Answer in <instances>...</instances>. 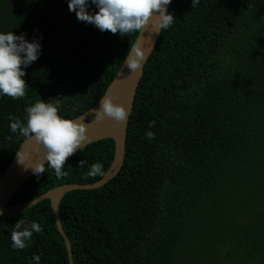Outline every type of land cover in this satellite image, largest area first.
<instances>
[{
	"label": "trees",
	"instance_id": "16d2710c",
	"mask_svg": "<svg viewBox=\"0 0 264 264\" xmlns=\"http://www.w3.org/2000/svg\"><path fill=\"white\" fill-rule=\"evenodd\" d=\"M130 115L119 174L99 188L65 194L59 215L73 264H264V0H171ZM0 31L40 38L25 69V95L0 96V177L24 136L9 131L38 100L73 119L94 106L139 32H101L78 21L67 0H0ZM42 37V38H41ZM150 122H154L149 127ZM154 133L153 139L145 131ZM115 141L67 158L57 177L47 163L8 202L30 201L62 184L104 173ZM84 160L83 166L80 161ZM37 222L22 250L10 247L16 222ZM71 264L50 199L0 216V264Z\"/></svg>",
	"mask_w": 264,
	"mask_h": 264
},
{
	"label": "clouds",
	"instance_id": "9594fccd",
	"mask_svg": "<svg viewBox=\"0 0 264 264\" xmlns=\"http://www.w3.org/2000/svg\"><path fill=\"white\" fill-rule=\"evenodd\" d=\"M199 2L191 0V7L195 8ZM170 3L171 0H67L68 10L75 13L78 21L92 24L101 32L107 30L121 37L132 32H143L150 21L156 33L170 27L174 21L173 14L168 10ZM39 39L29 40L23 33L17 35L13 31H0V96L16 99L25 95V69L41 54ZM143 60V52L137 49L134 58L126 65L135 71L140 68ZM58 108V103L50 99L38 100L25 109L26 119L23 122L19 118H9V131L34 139L43 148V161L60 177L65 174L62 168L67 158L83 147L88 138V128L84 117L66 118L59 113ZM89 114L97 122L108 117L123 124L130 112L123 104L114 102L112 96L106 95ZM153 123L150 122L149 127ZM145 136L151 140L154 133L146 130ZM18 161L24 164L26 160L18 155ZM84 163V160L80 161L81 166ZM29 167L37 175L44 171L39 162ZM104 174L100 163H93L87 172L90 177ZM41 231L42 227L37 222L23 225L16 222L10 233V247L15 250L24 249L30 244L32 234ZM32 262L40 264V256L33 254Z\"/></svg>",
	"mask_w": 264,
	"mask_h": 264
},
{
	"label": "water",
	"instance_id": "95a60500",
	"mask_svg": "<svg viewBox=\"0 0 264 264\" xmlns=\"http://www.w3.org/2000/svg\"><path fill=\"white\" fill-rule=\"evenodd\" d=\"M161 32L162 30H160L159 33H156L155 29L152 26V22L150 21L149 24L145 27L144 31L138 33V36L133 42L122 66L107 87L101 99L106 95L112 96L114 102L123 104L125 107H127L131 115L137 90L141 78L145 72L146 63L148 62L160 39ZM137 49L143 52L144 60L140 68L133 71L127 67L126 63L134 58ZM98 103L99 101L85 113L73 119L84 117V122L87 123L88 138L84 142L83 147L107 138H112L115 141V156L113 162L100 180L88 184H62L49 189L38 197L25 203L9 205L8 202L10 201L14 193L21 187V185H23V183H25V181L29 177L34 174L29 166H34L38 162L40 163L41 167L46 164V162L43 161V148L40 147L34 139L29 138H26L20 144L10 164L0 177V212L3 213L0 216H16L24 212L28 208L34 206L38 202L44 199H50L59 231L62 233L66 241L67 249L71 258V264H73L71 243L65 233L59 215L60 202L62 198L69 191L76 189L99 188L109 181L113 180L121 171L126 155L127 132L130 115L127 121L123 124L114 122L108 117H105L103 121L97 122L93 120V115L87 114L93 108H96L98 106ZM17 154L26 160L24 164L18 161Z\"/></svg>",
	"mask_w": 264,
	"mask_h": 264
}]
</instances>
